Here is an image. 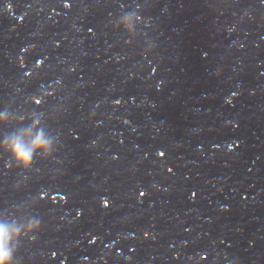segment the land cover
I'll list each match as a JSON object with an SVG mask.
<instances>
[{
  "label": "water",
  "instance_id": "1",
  "mask_svg": "<svg viewBox=\"0 0 264 264\" xmlns=\"http://www.w3.org/2000/svg\"><path fill=\"white\" fill-rule=\"evenodd\" d=\"M5 110L58 136L0 152L15 264H264V0H0Z\"/></svg>",
  "mask_w": 264,
  "mask_h": 264
},
{
  "label": "clouds",
  "instance_id": "2",
  "mask_svg": "<svg viewBox=\"0 0 264 264\" xmlns=\"http://www.w3.org/2000/svg\"><path fill=\"white\" fill-rule=\"evenodd\" d=\"M8 7L10 9L11 6ZM138 11L139 8L135 11H126L112 21L113 28L125 32L129 41L135 38L136 21L140 19V16L137 15ZM150 50L146 49L145 55ZM40 63L41 61H37V66ZM33 99L37 104L40 103L39 99L35 97ZM42 115V113L40 115H30L29 118H31L32 123L28 127L21 128L15 135L6 136L3 140H0V152L7 154L8 157L6 167L27 172L32 168L37 157L43 160L53 157V154L57 151L58 136L50 134L41 126ZM12 119L7 110L0 112V126L7 125ZM23 119L25 117L21 116L15 122L20 123ZM108 203L107 200L103 201L105 206ZM9 213L10 211L0 213V264H15L14 257L20 247L21 240L27 238L35 241L37 239L36 234L39 233L41 228V220L37 216H31L23 223H16L9 221ZM80 215L81 213L77 211V216Z\"/></svg>",
  "mask_w": 264,
  "mask_h": 264
},
{
  "label": "snow or ice",
  "instance_id": "3",
  "mask_svg": "<svg viewBox=\"0 0 264 264\" xmlns=\"http://www.w3.org/2000/svg\"><path fill=\"white\" fill-rule=\"evenodd\" d=\"M64 7L65 8H68V7H70V5L69 4H64ZM40 103H41V101H40ZM161 155H163V153H161ZM169 171H171V169H169ZM142 195H143V193H141ZM94 242V241H93Z\"/></svg>",
  "mask_w": 264,
  "mask_h": 264
}]
</instances>
